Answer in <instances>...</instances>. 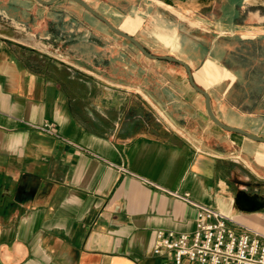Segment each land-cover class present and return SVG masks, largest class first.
Masks as SVG:
<instances>
[{
	"label": "crops",
	"instance_id": "1",
	"mask_svg": "<svg viewBox=\"0 0 264 264\" xmlns=\"http://www.w3.org/2000/svg\"><path fill=\"white\" fill-rule=\"evenodd\" d=\"M82 1L146 54L69 0H0L35 38L0 34V264H173L151 248L190 202L264 234V143L182 66L264 138V0Z\"/></svg>",
	"mask_w": 264,
	"mask_h": 264
},
{
	"label": "built area",
	"instance_id": "2",
	"mask_svg": "<svg viewBox=\"0 0 264 264\" xmlns=\"http://www.w3.org/2000/svg\"><path fill=\"white\" fill-rule=\"evenodd\" d=\"M35 128L52 134L48 124ZM190 203L197 208L194 230L156 232L151 248L154 255H166L173 264H264V234L236 226L214 209Z\"/></svg>",
	"mask_w": 264,
	"mask_h": 264
},
{
	"label": "water",
	"instance_id": "3",
	"mask_svg": "<svg viewBox=\"0 0 264 264\" xmlns=\"http://www.w3.org/2000/svg\"><path fill=\"white\" fill-rule=\"evenodd\" d=\"M36 2H38L41 5H51L59 0H35ZM71 2H74L75 4L79 5L80 7H82L84 10H86L88 13H90L92 16H94L95 18H97L98 20H100L102 23H104L112 32H114L115 34L125 38L126 40H128L129 42H131L134 46H136L142 53L146 54L145 51L142 49V47L131 37L125 35L124 33L120 32L119 30H117L116 28H114L112 25H110V23H108L103 17H101L99 14H97L91 7H89L85 2H83L82 0H69ZM0 34L4 35L6 37L12 38L14 40L20 41V42H24V43H33L35 41V38L24 33L22 30L15 28V27H11V26H7L5 24H2L0 22ZM162 59L165 60H172V61H176L180 64H182L181 62L170 58V57H164ZM182 66H184V68L186 69V72L188 74V79H189V83L192 86V88H194L198 93H200L203 98H204V104H205V109H206V113L209 116V118L219 127H221L223 130L229 131V132H235V133H239L242 134L244 136H247L248 138H251L255 141H259V142H263L264 143V138H260V137H256L253 135H250L238 128H233V127H229L226 126L222 123H220L218 120H216V118L214 117V115L212 114L211 108H210V102H209V97L207 95L206 92H204L203 90L199 89L191 80V76H190V72L189 70L186 68V66L184 64H182ZM5 190H7V188H4ZM9 195V194H8Z\"/></svg>",
	"mask_w": 264,
	"mask_h": 264
},
{
	"label": "flooded vegetation",
	"instance_id": "4",
	"mask_svg": "<svg viewBox=\"0 0 264 264\" xmlns=\"http://www.w3.org/2000/svg\"><path fill=\"white\" fill-rule=\"evenodd\" d=\"M18 199V196L15 195L14 200Z\"/></svg>",
	"mask_w": 264,
	"mask_h": 264
},
{
	"label": "rangeland",
	"instance_id": "5",
	"mask_svg": "<svg viewBox=\"0 0 264 264\" xmlns=\"http://www.w3.org/2000/svg\"><path fill=\"white\" fill-rule=\"evenodd\" d=\"M4 24V23H3ZM183 264H185V263H183Z\"/></svg>",
	"mask_w": 264,
	"mask_h": 264
}]
</instances>
